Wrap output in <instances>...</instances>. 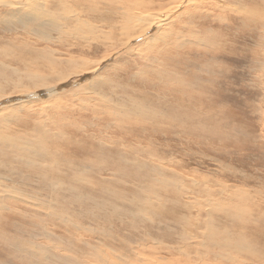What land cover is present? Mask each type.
I'll return each instance as SVG.
<instances>
[{
  "label": "rangeland",
  "instance_id": "1",
  "mask_svg": "<svg viewBox=\"0 0 264 264\" xmlns=\"http://www.w3.org/2000/svg\"><path fill=\"white\" fill-rule=\"evenodd\" d=\"M158 1L164 5L181 0ZM177 12L182 13L174 30L169 31L168 25L164 27L169 40L149 48L157 55L158 62L148 61L153 53L145 50L143 59L126 56L119 59L117 65L103 66L98 73L78 77L66 86L59 85L61 93L70 91L62 97L70 104V109H60L58 115L48 112L37 122L33 116L37 109L30 114L26 111L22 113L26 120L12 123L7 133H26L35 145L45 146L47 152L60 160L63 158L61 161L69 165L81 168L80 160L95 166V170L82 178L88 189L97 195L117 196L121 193L126 196V193L140 191L141 197L157 192L154 202L162 207L163 214L156 211L153 218L144 217L138 206H131L126 201V244L121 238L107 242L116 249L126 246V264H171L165 253L146 251L137 246L141 237L149 232L167 244L181 247L185 253L184 264H208L206 250L211 249L212 243L216 244V231L242 246L240 255L245 263L264 264V27L258 22L257 15L251 16V12L264 14V0H187ZM10 30L0 22L1 61L8 54L17 58L12 44L20 38L29 43L44 44L43 40L24 35L19 29L17 32ZM194 38L198 41L192 42ZM99 74L122 90L129 88L126 97L136 102L155 99L156 109L145 119L129 111L119 112V119L110 115L111 110L98 104L95 94H83L88 97L83 98L87 102L90 99L89 105L83 106L82 94L71 90ZM21 89L7 84L6 92ZM96 89L102 95H109V87ZM114 89L119 95L112 97H123L120 88ZM43 96L39 95V99ZM27 99L30 98L26 95L19 96L14 105L27 104ZM7 105L10 104L0 108H8ZM60 118L66 121L64 135L69 134L70 139L45 137L49 131H54L45 127V119L52 121L58 129ZM6 126L1 122L2 129ZM115 138L140 151V169L132 175L127 163L125 168L126 158L132 152L120 149ZM3 145L6 146L0 143V147ZM4 153L15 160L17 157L26 160V155L17 151L7 149ZM36 153L35 160H49L44 150ZM108 155L112 156L107 158ZM117 158L122 162L115 166ZM61 169L62 165L59 171ZM60 174L68 179L73 177L69 170ZM3 181L2 189L19 188L8 178L4 177ZM85 189L78 186V194L89 193ZM32 194L39 199L45 197L33 188ZM113 195L112 202L115 201ZM0 202L6 207L0 211V264H25L28 257L17 244L32 236L41 237L43 233L39 228L44 222L35 213L36 208L18 203L20 201L11 196L0 197ZM80 215L84 217L83 213ZM181 217L184 220L181 221ZM93 221L92 215L84 224L82 222V231L88 230L87 226ZM55 225L56 229L73 236V242L82 252L88 250L81 246L82 241L94 239L89 230L88 234L92 236L73 230L69 225L51 224ZM183 228L191 231L188 237L183 235ZM220 249L228 251L226 247ZM231 253L233 258L237 257L236 248ZM34 259L41 264L38 258Z\"/></svg>",
  "mask_w": 264,
  "mask_h": 264
},
{
  "label": "bare ground",
  "instance_id": "2",
  "mask_svg": "<svg viewBox=\"0 0 264 264\" xmlns=\"http://www.w3.org/2000/svg\"><path fill=\"white\" fill-rule=\"evenodd\" d=\"M186 1L162 5L158 0H0L1 23L6 24L11 30L17 32L19 29L24 35L30 34L37 40L44 41V44L40 45L20 38L12 44L16 49L17 58L8 54L3 61L0 60V107L10 104L7 105L8 108H0V143L6 145L0 147V197L11 196L19 200L18 203L36 208L35 213L44 222V225L39 228V231L43 233L41 237L32 236L29 240L23 239L17 244L23 255L28 257L25 264H39L34 258H38L41 264H126V246L123 249H116L107 244L114 238H121L126 244V201L131 206H138L144 217L151 219L156 211L163 214L162 207H158L154 202L157 200L156 191L141 197L140 191L126 193V196L121 193H117V196L111 194L115 198L112 202L111 195L101 196L90 191L87 182L82 178L90 170H95V166L90 163L85 164L79 159L81 163L78 165H81V168L69 165L61 161L63 158L60 160L59 157L47 152L45 146L35 145L26 133L18 134L11 131L7 133V131L12 123L26 118L22 115L26 111L30 114L37 109L33 115L37 122L40 118H45L48 112L58 115L60 109L64 111L67 108L70 109V104L62 100L63 94L70 91L61 93L59 85L66 86L68 82L78 77L98 73L103 66L118 63L119 59L122 60L126 56L130 59L135 56L142 58L145 50L151 51L150 47L157 46L163 40H169L164 27L168 25L169 31L174 30L177 19L182 13H176V10ZM175 13L176 16H173ZM256 15L263 28L264 14L251 12L252 17ZM191 41L198 40L194 38ZM168 42L163 46H166ZM145 46L146 48L140 49ZM119 53L121 54L116 57ZM157 58V55L153 53L148 61L156 63ZM262 66L264 68V55ZM20 73L25 75L21 76ZM7 84L17 88L22 87V89L8 93L6 92ZM97 87L107 89L109 87V95L98 93ZM115 87L120 88L123 97L111 96L119 95ZM128 90L129 88L122 90L115 82L105 81V78L99 74L98 77L90 78L84 85H80L71 92L82 94L81 99L88 98L83 94L88 96L95 94L98 104L111 110L110 115H116L119 119H121L120 113L126 111L138 114L141 119H145L156 109L155 99L148 98L139 103L126 97ZM25 95L30 98L27 99L29 101L27 104L14 105V103L17 104L19 96ZM39 95L45 96L41 100ZM89 102L90 99L88 102L83 99V106H88ZM1 122L7 125L4 129L1 127ZM59 122L60 124L57 125L60 128L56 129L52 121L45 119V127L54 129L45 137H54L58 140L70 139L69 134L64 135L66 121L60 118ZM115 122L119 124L118 121ZM117 140L119 139L115 138V141L122 146H119L120 149L132 152V155L126 158L125 168L127 163L130 174H133L135 170L140 169V151L132 144L124 145L120 142L121 140ZM7 149L26 155V160L18 157L16 160L13 159L11 155L4 153ZM40 149L49 156L47 162L35 160V156L38 155L36 152ZM111 156L108 155L107 158ZM121 162L122 159L117 158L114 165ZM60 165L62 169L59 171ZM64 170H69L73 177L68 179L61 176L60 173ZM4 177L10 179L13 185L19 188L17 190L2 189ZM176 183L180 182L176 181ZM78 186L86 187L85 190L89 193L79 195ZM32 188L45 195L44 199L35 197L32 194ZM5 209V205L0 202V211ZM80 213H83L84 217ZM92 215L94 221L90 222L87 228L94 239L81 243V246L88 249L86 252L80 251V248L75 245L73 236L56 229V225L51 226L52 223L69 225L73 230L92 236L88 234V230L83 232L81 227V223L84 224V221L89 220ZM75 219L80 220L81 223H77ZM171 219L175 221L174 216ZM180 220L184 218L181 217ZM172 231L177 232V229ZM182 233L188 237L191 231L183 228ZM215 237L216 244L212 243L211 249L206 250L205 258L208 264H223L222 261L228 264L235 262L247 264L240 255L243 248L237 241L218 231ZM38 239H43L42 243L36 242ZM137 246L146 251L165 253L171 264H184L185 253L180 250L181 247L176 248L163 242L155 236V233L149 232L143 235ZM221 247H226L228 251H222ZM234 248L237 249L236 258H233L231 253Z\"/></svg>",
  "mask_w": 264,
  "mask_h": 264
}]
</instances>
